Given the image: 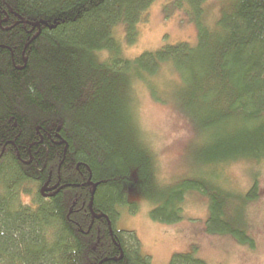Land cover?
I'll return each instance as SVG.
<instances>
[{
  "label": "trees",
  "instance_id": "1",
  "mask_svg": "<svg viewBox=\"0 0 264 264\" xmlns=\"http://www.w3.org/2000/svg\"><path fill=\"white\" fill-rule=\"evenodd\" d=\"M153 1L0 0V264H151L136 233L115 227L120 207H138L135 179L156 163L135 119L137 80L176 103L201 136L207 168L151 190L152 217L178 221L187 196L201 193L208 233L255 245L246 209L258 179L236 192L217 168L264 162V0H223L215 21L207 0H174L192 11L196 44L129 58L115 27L133 38ZM164 66L178 78L160 87ZM59 177L62 188L45 198L40 188ZM169 264L208 263L183 252Z\"/></svg>",
  "mask_w": 264,
  "mask_h": 264
},
{
  "label": "rangeland",
  "instance_id": "2",
  "mask_svg": "<svg viewBox=\"0 0 264 264\" xmlns=\"http://www.w3.org/2000/svg\"><path fill=\"white\" fill-rule=\"evenodd\" d=\"M222 1L207 0L204 3L205 15L211 21L219 17ZM146 13L144 20L137 23L133 38L127 36L122 25L115 27V35L127 57L134 58L144 51H154L181 41L196 44L197 25L192 11L186 7L174 0H154ZM173 78L177 79L178 75L170 73L165 66L157 75L160 87ZM160 87L157 93L170 98ZM166 92L169 93L167 88ZM133 98L135 119L137 116L141 127L136 123L146 144L153 147L156 163L151 177L135 179L136 188L129 189V197L138 207L134 210L128 205L120 207L115 227L136 233L141 252L151 257V264H169L174 253L183 252H192L208 264H264V162L240 159L217 168L221 182L236 192H246L255 178L258 179L260 196L249 202L246 209L254 246L241 244L231 235L208 233V199L201 193L192 192L187 196L180 220L166 222L153 218L151 209L156 203L148 197L151 190L167 189L182 179L206 172L207 168L197 158L195 146L201 145V136L193 131V125L180 113L174 101L162 103L155 100L146 82L141 80L134 84ZM24 200L29 197L25 196Z\"/></svg>",
  "mask_w": 264,
  "mask_h": 264
},
{
  "label": "flooded vegetation",
  "instance_id": "3",
  "mask_svg": "<svg viewBox=\"0 0 264 264\" xmlns=\"http://www.w3.org/2000/svg\"><path fill=\"white\" fill-rule=\"evenodd\" d=\"M52 179H50V180H48L47 181V189L46 190H44V192H41V190H40V192L42 193V195L45 197V198H49V197H51L52 195H54L56 192H58L59 190L58 189H60V187H62V185H61V181H60V177L58 178V180L57 181H55V182H52ZM44 186V185H43ZM42 186V187H43ZM41 189V188H40Z\"/></svg>",
  "mask_w": 264,
  "mask_h": 264
},
{
  "label": "water",
  "instance_id": "4",
  "mask_svg": "<svg viewBox=\"0 0 264 264\" xmlns=\"http://www.w3.org/2000/svg\"><path fill=\"white\" fill-rule=\"evenodd\" d=\"M34 26H38L39 27V32L41 31V26H40V24L38 22H34ZM60 188H62V187H60ZM46 189H47V186L44 185L43 187H41L40 190H41V192H44V190H46ZM94 190H95V186L92 188V196H91V201H90V205H89V207H90V209H91L92 212H93V210H92V203H93V193H94ZM111 234H112V230H111Z\"/></svg>",
  "mask_w": 264,
  "mask_h": 264
}]
</instances>
